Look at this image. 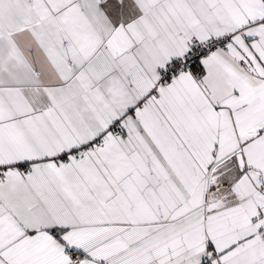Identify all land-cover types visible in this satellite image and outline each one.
<instances>
[{
	"label": "snow or ice",
	"instance_id": "snow-or-ice-1",
	"mask_svg": "<svg viewBox=\"0 0 264 264\" xmlns=\"http://www.w3.org/2000/svg\"><path fill=\"white\" fill-rule=\"evenodd\" d=\"M0 264H264V0H0Z\"/></svg>",
	"mask_w": 264,
	"mask_h": 264
}]
</instances>
